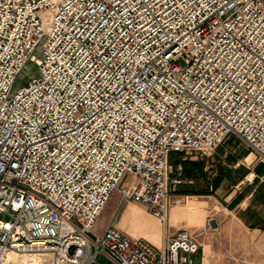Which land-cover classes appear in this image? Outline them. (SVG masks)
I'll list each match as a JSON object with an SVG mask.
<instances>
[{
  "label": "built area",
  "instance_id": "built-area-1",
  "mask_svg": "<svg viewBox=\"0 0 264 264\" xmlns=\"http://www.w3.org/2000/svg\"><path fill=\"white\" fill-rule=\"evenodd\" d=\"M230 139L264 163V0H0V264H194L93 228L116 192L165 224L169 155Z\"/></svg>",
  "mask_w": 264,
  "mask_h": 264
},
{
  "label": "rangeland",
  "instance_id": "rangeland-1",
  "mask_svg": "<svg viewBox=\"0 0 264 264\" xmlns=\"http://www.w3.org/2000/svg\"><path fill=\"white\" fill-rule=\"evenodd\" d=\"M35 73V63H30L24 78H18L14 88L25 85ZM171 156L173 163L179 160L186 163L204 162L205 171L220 165L227 174V180L209 196L178 194H210V177L197 182L192 180L189 184L182 181V184L173 186L172 179L182 180L181 168L170 165L168 158L167 220L162 225L165 232L161 231V224H158L159 221L155 217L150 215L158 223L140 210L138 205L126 203L130 207L125 217H129L133 225L132 230L127 233L159 246L163 239L184 229L196 237L199 246L197 253L189 256L194 264H264V163L234 139L227 141L209 156L200 157L184 153ZM227 156H231L234 162L227 159ZM260 165H263V168H259ZM239 196H242V199L240 203L235 204L234 200ZM111 199L98 218H101L111 205L107 214L110 215L117 201H120L119 193L116 192ZM171 211H179L182 214L172 217L169 214ZM184 219L186 221H182ZM101 222L104 223L103 220ZM161 232L164 234L163 239ZM93 233L96 234L97 231L93 230ZM96 264L111 263L99 256Z\"/></svg>",
  "mask_w": 264,
  "mask_h": 264
},
{
  "label": "trees",
  "instance_id": "trees-1",
  "mask_svg": "<svg viewBox=\"0 0 264 264\" xmlns=\"http://www.w3.org/2000/svg\"><path fill=\"white\" fill-rule=\"evenodd\" d=\"M171 155H173V154L169 155L170 156L169 159H171V157H172ZM227 159H229L231 162H234L232 160L233 158L231 156H227ZM170 165H173L175 167L180 166L181 176L185 180H196V181H198V180H202V179L205 180L208 177H210V180L208 182L209 186L211 188V193L209 192L210 194H205V193L193 194V193H189V192L178 193L181 195H185V196L208 195L209 196V195H212L225 180H227V174H226L225 170L220 165L216 166L215 169H213V167H211L209 169V171H206V172L204 171V167H205L204 162H190V163L187 162L186 163V162L179 160L178 162H174V163L171 161ZM259 168H263V165L262 166L260 165ZM263 171H264V169H263ZM241 199H242V196L237 197L234 200V203L235 204L240 203Z\"/></svg>",
  "mask_w": 264,
  "mask_h": 264
},
{
  "label": "crops",
  "instance_id": "crops-1",
  "mask_svg": "<svg viewBox=\"0 0 264 264\" xmlns=\"http://www.w3.org/2000/svg\"><path fill=\"white\" fill-rule=\"evenodd\" d=\"M173 155H180V154H173ZM173 157H171V161ZM177 159V158H176ZM204 171H205V167H204ZM208 171V170H207ZM206 172V171H205ZM182 178V177H181ZM181 184L183 183L182 181H186L188 184L192 182V180H185L182 178V180L180 179ZM195 182H197L196 180H193ZM199 181V180H198ZM209 185V184H208ZM210 187V186H209ZM211 192V190H210ZM113 200L111 199L110 202H112ZM109 202V203H110ZM108 203V205H109ZM107 205V206H108ZM139 206V205H138ZM111 205L107 208V210L105 211V213L103 214V216L101 218H98L96 221V224L93 228V230L97 231L96 234H101L103 232V230L108 226V225H113L114 227H116L119 230H122L123 232H125L127 235H129L127 233V231H131L132 230V222L130 220L129 217H125L128 209H129V204L126 203H119V201H117L116 206L112 209V212L110 213V215L108 216V210H110ZM140 210L144 211L146 214L150 215L143 207L139 206L138 207ZM169 214H171V216L173 217H177L178 215H181L182 213L179 211H171ZM106 219V220H105ZM101 220L104 221L101 222ZM169 221V220H168ZM182 221H186L185 219ZM161 231L163 230L165 232V229H163V226L161 225ZM180 229V228H178ZM131 236V235H129ZM164 234L161 235L162 239H163ZM132 237V236H131ZM134 238V237H133Z\"/></svg>",
  "mask_w": 264,
  "mask_h": 264
},
{
  "label": "bare ground",
  "instance_id": "bare-ground-1",
  "mask_svg": "<svg viewBox=\"0 0 264 264\" xmlns=\"http://www.w3.org/2000/svg\"><path fill=\"white\" fill-rule=\"evenodd\" d=\"M148 215V214H147ZM149 217H151L150 215H148ZM152 219H154L153 217H151ZM155 220V219H154ZM156 221V220H155ZM158 223V221H156ZM160 225V223H158ZM162 234V232H161ZM133 237V236H132ZM135 238V237H134ZM145 239V238H144Z\"/></svg>",
  "mask_w": 264,
  "mask_h": 264
}]
</instances>
